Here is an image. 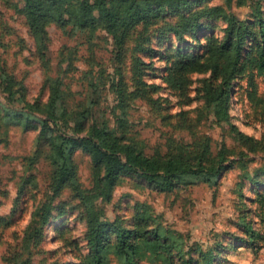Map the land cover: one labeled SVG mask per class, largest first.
Returning <instances> with one entry per match:
<instances>
[{
	"label": "rangeland",
	"instance_id": "obj_1",
	"mask_svg": "<svg viewBox=\"0 0 264 264\" xmlns=\"http://www.w3.org/2000/svg\"><path fill=\"white\" fill-rule=\"evenodd\" d=\"M23 3L0 0V73L4 70L21 83V92L9 98L0 80V110L10 103L18 111L32 109L41 115L39 105L48 96L44 79L50 75L60 80L70 102L90 106L93 121L114 127L148 155L192 157L206 145L213 157L223 152L225 161L211 181L188 176L176 180L172 190L162 191L129 174L102 196H97L90 158L79 149L73 159L78 184L94 196L103 219L131 227L134 214L146 209L154 222L184 235L186 251L198 264H205L202 252L209 249L215 255L213 264H264V103H257L252 94L255 84L264 99L263 80L249 71L233 80L227 120L205 105L199 91L209 72L190 73L182 89L164 82L174 61L184 54L201 58L207 38H222L226 20H210L212 27L196 37H180L168 28L179 22L178 16L164 13L131 30L118 55L103 29L75 31L47 23L43 39L34 38L21 12ZM216 6L226 16L250 20L259 7L264 19V0H203L197 8ZM2 116L0 264H80L87 251L82 205L67 189L53 194L48 147L39 136L37 119L25 126L13 124V118L4 123ZM119 117L126 119L124 129ZM44 203H51L52 213L42 241L34 245L26 238V228ZM107 264L118 263L109 257Z\"/></svg>",
	"mask_w": 264,
	"mask_h": 264
},
{
	"label": "trees",
	"instance_id": "obj_2",
	"mask_svg": "<svg viewBox=\"0 0 264 264\" xmlns=\"http://www.w3.org/2000/svg\"><path fill=\"white\" fill-rule=\"evenodd\" d=\"M23 1L21 12L34 38L43 39L47 23L75 31L95 32L103 29L111 35L118 55L122 53L131 30L140 24L147 26L152 19L164 13L178 16L179 22L168 28L180 37L185 34L196 37L199 31L212 27L208 21L222 17L227 22L223 37L207 38L205 53L201 58L182 55V59L172 63L164 77L166 84L182 89L188 84L190 73L209 72L210 76L202 79L199 91L205 105L220 120L228 119L230 87L240 73L249 71L253 78H261L264 82V19L259 16V7L258 15L250 20L226 16L224 9L218 6L197 8L203 0ZM231 1L226 0L227 4ZM245 55L248 56L246 61L243 60ZM0 80L9 98L21 92L17 88L21 83L13 75L2 70ZM44 85L48 96L46 102L39 105L41 115L36 116L32 109L18 111L10 103L2 104L0 113L3 114L4 123L13 118L17 122L13 124L24 122L26 126L31 118L37 119L39 136L46 139L48 147L53 194L59 195L67 189L82 205L87 251L80 264H107L109 257L118 264H198L190 251H186L184 235L154 222L146 209L134 214L131 227L124 226L118 219H103L94 206V196L78 184L73 155L81 149L90 158L97 196H102L105 192L108 194L120 177L129 174L142 177L162 191L172 190L176 180L188 176L211 181L221 170L224 153L220 152L215 158L206 145L203 151L192 157L180 153L148 155L136 143L126 142L125 135L122 133L119 136L114 127L93 121L90 106L70 102L59 79L48 75ZM252 94L257 103H264V99L257 95L255 84ZM118 121L119 127L124 129L126 119L119 117ZM63 127L71 129V132H66ZM99 189L104 192L100 193ZM51 213V203L42 204L32 213L26 238L33 240L34 245L42 241L43 229ZM202 256L205 264L214 263L215 255L211 249L202 252Z\"/></svg>",
	"mask_w": 264,
	"mask_h": 264
}]
</instances>
